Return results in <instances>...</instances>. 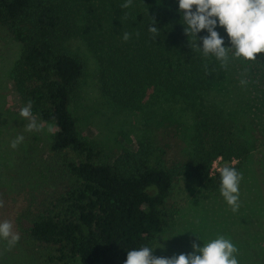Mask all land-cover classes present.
<instances>
[{"label": "trees", "instance_id": "trees-1", "mask_svg": "<svg viewBox=\"0 0 264 264\" xmlns=\"http://www.w3.org/2000/svg\"><path fill=\"white\" fill-rule=\"evenodd\" d=\"M171 8L160 5L161 10L128 15L127 32L134 36L107 40L100 79L112 98L130 104L151 87L193 90L191 63L182 53L188 38L182 14L178 5ZM151 17L152 26L160 29L155 39L148 31ZM73 18L72 11L53 0H0V26L22 43L10 70L13 88L23 105L32 102L39 121L55 127L35 158L37 134L0 101V221L10 220L20 235L12 247L0 239V264H27L40 256L45 264H124L129 250L152 247L173 216L167 203L179 165L167 166L159 157L151 163L156 148L150 140L105 159L96 143L79 135L69 104L84 64L59 42L71 33ZM251 65L264 87V53ZM18 135L24 141L13 149L11 141ZM193 138L181 168L207 189L221 186L220 170L210 173L217 157L238 170L249 153L230 122L214 113L199 117Z\"/></svg>", "mask_w": 264, "mask_h": 264}, {"label": "rangeland", "instance_id": "rangeland-1", "mask_svg": "<svg viewBox=\"0 0 264 264\" xmlns=\"http://www.w3.org/2000/svg\"><path fill=\"white\" fill-rule=\"evenodd\" d=\"M53 1L74 13L71 33L60 37L59 42L84 64L69 104L81 138L96 143L105 159L123 149L134 150L138 141L148 139L156 148L151 163L159 157L167 166L179 165L180 174L167 203L173 216L154 240L153 254L157 257L187 254L193 251V242L203 246V242L222 235L237 247L239 264H264V87L258 69L243 58H231L224 68L214 56L205 57L202 52L193 51L187 38L182 53L191 63L193 90L179 93L162 86L151 87L140 101L123 104L101 89L100 59L106 53L107 40L111 37L123 40V34L131 27L128 22L132 23L126 16L135 18L138 12L157 11L160 5L172 9L174 4L179 8L178 0H133L129 8H121L126 0ZM216 30L224 38L225 46H231L225 29L218 25ZM205 35L206 31L198 34ZM198 43L202 46V41ZM21 49L22 43L0 26V101L18 114L25 105L9 77ZM241 80L247 83L241 84ZM209 113L227 119L234 133L249 147L237 170L243 179L236 212L221 195L220 187L207 189L181 168L193 150L195 123ZM33 116L42 129L34 131L38 141L33 142L37 151L32 156L36 158L50 143L55 127L49 133L48 125L54 124ZM234 163L235 160L231 162ZM224 165L219 160L217 166L221 169ZM44 260L40 256L27 264H45Z\"/></svg>", "mask_w": 264, "mask_h": 264}, {"label": "clouds", "instance_id": "clouds-1", "mask_svg": "<svg viewBox=\"0 0 264 264\" xmlns=\"http://www.w3.org/2000/svg\"><path fill=\"white\" fill-rule=\"evenodd\" d=\"M132 4L133 0H126L121 8H129ZM178 4L184 32L193 51H200L205 57L214 56L224 68H227L231 58L255 61L257 54L264 53V0H178ZM151 19L148 31L155 39L160 29L152 26L155 20ZM218 25L225 29L231 46H225L224 38L216 30ZM201 31H206L207 35L198 36ZM136 35L139 36V33ZM130 38L131 33L123 34L124 41ZM198 41H202V46ZM246 83L247 81L241 80V84ZM19 115L29 121L25 125L27 131L42 130L32 114L31 101L20 109ZM53 131L54 126L48 125V132ZM23 141L24 136L18 135L10 146L15 149ZM220 176L221 195L232 211L236 212L240 207V183L243 175L234 167L224 166L220 169ZM2 207L4 201L0 199V208ZM0 239L7 241L9 247L19 242L20 235L13 230L10 220L0 221ZM192 249L187 254L157 257L153 254L155 248L141 246L127 252L124 264H239L237 247L222 235L203 242V246L193 242Z\"/></svg>", "mask_w": 264, "mask_h": 264}, {"label": "built area", "instance_id": "built-area-1", "mask_svg": "<svg viewBox=\"0 0 264 264\" xmlns=\"http://www.w3.org/2000/svg\"><path fill=\"white\" fill-rule=\"evenodd\" d=\"M221 160V157H217L213 162L210 169V173L213 174L215 170H220V167H218V162Z\"/></svg>", "mask_w": 264, "mask_h": 264}]
</instances>
